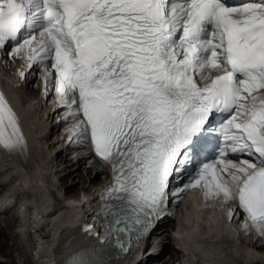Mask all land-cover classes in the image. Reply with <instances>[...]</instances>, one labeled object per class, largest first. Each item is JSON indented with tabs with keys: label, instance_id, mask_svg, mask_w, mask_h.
<instances>
[{
	"label": "snow or ice",
	"instance_id": "obj_1",
	"mask_svg": "<svg viewBox=\"0 0 264 264\" xmlns=\"http://www.w3.org/2000/svg\"><path fill=\"white\" fill-rule=\"evenodd\" d=\"M22 51L63 120L79 122L73 139L111 167L97 218L112 239L84 230L113 247L65 264L129 256L171 199L202 182L206 199L236 203L230 220L239 210L245 231L264 235V0H0V57ZM0 149L27 153L3 93Z\"/></svg>",
	"mask_w": 264,
	"mask_h": 264
},
{
	"label": "bare ground",
	"instance_id": "obj_2",
	"mask_svg": "<svg viewBox=\"0 0 264 264\" xmlns=\"http://www.w3.org/2000/svg\"><path fill=\"white\" fill-rule=\"evenodd\" d=\"M21 53L18 57L14 58V61H18V66L21 64ZM5 63L8 64V60ZM3 69L4 66L2 62L0 63L1 87L18 115L20 126L22 127L23 132L29 139L32 155L31 161L27 166H20L13 160H10L5 152L0 153V177H3L2 179L13 177V179L16 178V180L22 182L21 183L16 180L13 181V188L15 187V182L19 184L21 183L22 186L20 185V188L17 187L16 190L13 191V194H10L12 192H7L9 194H6L5 196L0 195V202L4 205L7 204L8 206L11 205L15 199L18 200L17 196L20 197L21 195H24L20 199V207H18L19 209L16 211L18 216H20L22 219L17 225L19 226V230L21 231L23 239L27 240L29 235H31L28 231L33 233V242L36 241V243H34L35 249H33V251L37 256V260L31 261L32 264H65L67 259L73 253H76L81 249H84L87 245H90V242L86 236L81 235L77 225L84 220L91 219V213L93 209L89 204V200H91L93 196H95V194L100 191L104 184L108 182L110 175L109 170L107 167L100 168L98 165H89L95 174L98 175V173H102L105 175L104 180L101 181L96 190L94 192L92 190L93 193L89 195L84 194L83 197L78 196L79 191L75 190L77 188L76 184L79 183L81 179H84L79 174L77 180L68 183L67 180L64 179L63 183V185H65V194L67 196L77 195L78 199L68 200L66 203H64V209H60V207H58L59 210L57 211H53V209H51L49 206H44V204H47V199L50 198L48 192L49 189H47V185H44V181L48 172L50 171L48 170L50 167H48L46 164L47 161H45L46 153L45 156H43L41 153V147L48 145V141L53 135H55L53 140L57 139V144L60 142L59 140L61 138L56 129L51 128L50 130L49 126H46L48 120L55 116L54 105L52 103L48 105L49 102H47L45 110H35L36 105L40 103V100H38V93L41 91L44 92L42 101L46 96L43 80L39 82L36 80V89L34 87L33 89L29 85L33 79V76L30 74L25 83L18 84L16 86L15 84L19 82L16 73H10L8 75V72H5ZM33 91L37 92V96L30 98V94L28 95L26 92L32 93ZM50 96L51 94L49 93L46 96V101L50 100ZM46 115L48 116L47 120L44 124H41L42 121H44ZM54 120L55 118H53V121ZM72 130H74V128L70 126V131ZM44 142L45 144L43 145ZM62 146L60 144L59 149H61ZM60 154L62 163L64 161V153L60 152ZM66 157L67 156H65V158ZM81 159L82 161L80 159L78 160L79 167L82 166V164H87L88 162V158L86 157ZM52 167L54 166H51V169ZM93 172L92 170H89V174H92ZM8 174L9 176H7ZM76 174L77 173H75V175ZM96 183L97 182L91 180V184L93 186H96ZM18 185L16 184V186ZM8 190L10 191V189ZM72 192L74 193L72 194ZM203 194L204 189H200L198 191L189 193V195L184 198L182 203L185 205L187 202H189L188 209L180 219V222L177 224V230L173 229L175 234L174 239L177 240L176 242L181 247L182 259L188 258L187 260L190 264L191 261H194L192 258L195 256H200L201 260L199 264H254L256 259L259 261L258 255L263 254L264 252V235L258 234L255 230H249L246 232L244 229L245 218H241L237 214L232 220L228 218L229 210L234 207V202L232 200H229L230 204H226L221 207L218 203L225 201L223 194H221L219 197H209L207 199ZM43 200H46V202L43 203V205H39V203ZM191 200H194L192 201V205ZM182 203L179 206H181ZM221 208L224 211L222 214L220 212ZM10 211L7 210V212ZM175 211L177 215V209ZM7 212L3 214H7ZM2 231L0 229V237L2 235ZM160 231L161 235L166 234V229H164L163 226L160 228ZM244 236L248 237V239L251 241L250 244L252 254H250L251 252L246 253L245 251L246 256L242 254L245 256V259H243L244 257H240V260L243 259L241 261L243 263H241L237 261L239 258L237 256L238 249L235 248L237 246L235 243ZM196 238H198V242H196ZM181 243L184 244V247L188 251L187 255L184 247H182L183 244L181 245ZM227 244L229 245V248L231 247V250H229L232 252V255L231 252H228L227 254L230 253V255L226 256L227 254L224 253L227 251L224 253L222 252L223 250H227L225 249ZM57 245H59L61 249H57ZM168 247H170V244L169 246H165L164 251H166ZM155 248L156 246H154V249ZM173 249L176 248L173 246ZM164 251L162 252V255ZM149 256L150 255H148V257ZM127 262L130 264L132 261ZM127 262L122 264H126ZM161 262L162 259L152 261L150 259H145L140 262V264H160ZM169 262H171V264H180L177 263L178 259L174 253L169 254V260L166 264H169ZM0 264L7 263L0 262Z\"/></svg>",
	"mask_w": 264,
	"mask_h": 264
},
{
	"label": "rangeland",
	"instance_id": "obj_3",
	"mask_svg": "<svg viewBox=\"0 0 264 264\" xmlns=\"http://www.w3.org/2000/svg\"><path fill=\"white\" fill-rule=\"evenodd\" d=\"M18 64H19L18 61H14V59H10V60H8V64L3 63V66H4L3 70L5 72L7 71L8 75L10 73L13 74V73H15V70L17 69ZM35 81H36V79L33 78L32 81L29 83V85L32 88L34 87L36 89ZM43 93H44L43 91L38 93V95H39L38 96V100H40L39 101L40 103L36 105L35 110H38V111L42 110L43 111L46 108V103L49 100L46 101V97H44L43 101H42ZM26 94H28V95L30 94V96H29L30 98H34V97L37 96V92H35V91H33L32 93L26 92ZM36 102H38V101H36ZM41 116H40V118H41ZM47 118H48V116L46 115L44 121H42L41 124H44L45 121L47 120ZM53 122H54L53 118H50L48 120V122L46 123L47 124L46 126H50L51 123H53ZM54 137H55V135L50 137L51 139L48 141L49 142L48 145H45L44 147L43 146L41 147V151H42L41 153H42L43 156H45V153H46L45 161H47L46 164L48 165V167H50L48 169L50 171L48 172L47 177H46V179L44 181L45 182L44 185H47V187H48L47 189H49L48 192H49L50 198L47 199L48 200L47 202H46V200H43L42 202L39 203V205H43V203L46 202L48 205L44 204V206H47V207L49 206V207H51V209H53V211H57V210H59L58 207H60V209H64L63 208L64 205H65L64 203H66L68 200H70V199H73V200L74 199H78L77 195L76 196L75 195L74 196L73 195H70V196L68 195L67 196L65 194V189H64L65 185H63L64 179L67 180L68 183H71V181L77 180V177L80 174V176H82V178H84V179H81L80 182L76 184L77 188L75 190L79 191V195L78 196L83 197L84 194L85 195H89V194L93 193L96 190V188L99 186L101 181L104 180L105 175L102 174V173H98V175L95 174V172H93V169L91 167H89L88 164H82V166L79 167L78 160L80 159L82 161V159L78 158L76 153L73 154L72 151L63 152L64 153V161L61 163V159H60L61 154H60V152L62 153V151L59 150L61 143L59 142L57 144V139L53 140ZM44 144H45V142L43 143V145ZM49 147H50V149H49ZM65 156H67V157L65 158ZM67 163L68 164L70 163V164L68 165ZM51 166H54V167H52V169H51ZM75 169H77L78 171L75 170ZM89 170H92L93 173L89 174ZM75 173H77V174L75 175ZM7 176H9V174ZM2 178L3 177H0V195H4L5 196L6 194H9L7 192H12L10 194H13V191L16 190L17 187L20 188L22 186L21 185L22 182L19 181V180H16V178L15 179H13V177L4 178V179H2ZM15 180L19 181L21 183L19 184V183L15 182V187H14L15 189H14L13 188V186H14V182L13 181H15ZM91 180L97 182L96 183L97 185L93 186L91 184ZM16 184L17 185L19 184V185L16 186ZM8 189H10V191ZM92 190H93V192H92ZM73 193L74 192H72V194ZM23 196L24 195H21L20 197L17 196L18 200H16V202L18 204L16 205V207L14 209H12L10 214L1 215L2 218H4V221L0 222V229H1V231L2 230L4 231V232L2 231V235L0 237V244L2 245V246L0 245V247H2V248H0V262L1 263L4 262V263H7V264H13L15 261H17V262L21 261L24 264H32V262L30 261L29 256L25 252L26 246L23 245L24 244L23 240L15 233V231L17 230V226H18L17 224H19L20 221H21V220L18 219V214H17L16 211H18V209H19L18 207H20L19 206L20 205L19 203L21 201L20 199ZM218 204H220V206L223 207L226 204H230V201L229 200H227V201L225 200V201H223L221 203H218ZM188 205H189V202H187L185 205H183V203H182V205L179 206V208H177V215L175 216V218L170 223H167L164 226V229H166V234L174 232L173 229L177 230V224L180 222V219L183 217L184 213H186V211L188 209ZM220 212H221V214L224 213L222 208H221ZM18 228H19V226H18ZM32 236L33 235L31 234L29 236V238L27 239L28 241L25 240L24 242L27 243L29 246H33V248H31V249H35L34 245H32ZM176 241L177 240H174V243H170V247H168V249L166 251H164L163 255L160 254L158 256V258H157L158 260L162 259V262L160 264H166L168 262V260H169V254H171V253L176 254V257L178 259L177 263L181 264L183 262L181 247ZM238 241H239V243H238ZM238 241L235 243V245H237L235 248L238 249L237 250L238 253L237 252L236 253H237V256H238L239 260H237V261L241 262L243 259H245V256H246L247 252H249V253L251 252L250 254H252L251 244H250L251 241L246 236L242 237ZM246 241H247V243H246ZM182 244L183 243H181V245ZM173 246L176 249H173ZM182 247H184V244L182 245ZM225 249H227V250H225V251L223 250L222 251L223 253L227 251L224 254H227L228 252H231L230 251L231 247L229 248L228 244L226 245ZM247 249H248V251H247ZM184 250H185L186 255H187L188 251L186 250L185 247H184ZM245 251H246V253H245ZM242 254H244L245 256L242 255ZM228 255H230V253L227 254L226 256H228ZM231 255H232V252H231ZM233 256H235V255H233ZM233 256H231V257H233ZM229 257H227V258H229ZM240 257L241 258L244 257V258L242 260H240ZM194 258L195 259L192 262V264H197V263L199 264L200 260H201L200 256H198V257L195 256ZM238 258H236V259H238ZM258 258H259V261L256 259L254 264H260L261 262L264 264V252H263V254H259ZM261 258H262V260H261ZM156 262H158V261H156ZM241 263H243V262H241ZM169 264H171V262H169Z\"/></svg>",
	"mask_w": 264,
	"mask_h": 264
}]
</instances>
